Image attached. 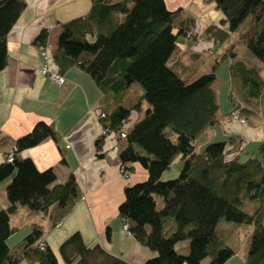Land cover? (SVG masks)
<instances>
[{"label":"trees","instance_id":"trees-1","mask_svg":"<svg viewBox=\"0 0 264 264\" xmlns=\"http://www.w3.org/2000/svg\"><path fill=\"white\" fill-rule=\"evenodd\" d=\"M202 1L213 3L222 17L200 32L192 16L183 8L169 10L164 0H92L86 15L62 25L52 52L57 73L70 66L88 73L103 92L98 108L104 113L102 125L124 128L120 165L131 172L139 164L147 177L124 186L118 213L128 233L156 253L132 263L99 244H85L76 231L58 246L65 264H203L207 256V264H224L235 251L224 243L223 234L242 224L251 226L245 264H264V139L255 151L242 149L238 138L226 148L209 142L192 152L203 131L218 122L212 83L223 63L232 110L257 117L259 109L264 120V0ZM25 5V0H0V72L7 63L8 32ZM46 37L47 30L41 29L33 42L43 44ZM198 38L223 50L208 72L186 81L178 67V41ZM240 44L261 66L237 52ZM137 84L142 91L135 100ZM179 158L178 174L161 179ZM10 176L8 205L0 209V264H57L48 245L40 249L34 244L42 235L36 223L9 247V216L24 205L54 227L79 199L74 177L56 182L52 168L40 171L29 158L1 163L0 182ZM156 197L161 198L160 208ZM110 236L107 225L106 240ZM182 240L188 241L187 253L175 247Z\"/></svg>","mask_w":264,"mask_h":264},{"label":"crops","instance_id":"crops-1","mask_svg":"<svg viewBox=\"0 0 264 264\" xmlns=\"http://www.w3.org/2000/svg\"><path fill=\"white\" fill-rule=\"evenodd\" d=\"M25 3L8 32L7 63L0 72V164L6 162V156L15 148V159L29 158L40 171L52 168L56 182L63 183L73 176L80 196L54 227L48 226L47 217L42 213L18 205L9 216L13 232L6 243L9 247L16 245L36 223L41 225L40 239L52 250L68 235L77 231L85 244H99L109 253L126 261L142 263L156 253L123 229L118 207L124 199V186L145 180L146 170L134 164V170L123 175L117 154L106 152L110 143L101 139L103 123L96 112L102 107L104 96L88 73L70 66L59 73L64 82L56 84L41 72L45 63L51 71L58 72L52 60V52L56 49L62 25L86 15L92 0H25ZM164 3L169 10L183 8L185 14L192 16L196 32L222 17L213 3L202 0H164ZM199 16H204L198 22L200 25L197 24ZM41 29L47 30L46 40L53 46L47 60L40 55L39 45L33 42ZM240 46L245 50L243 44L237 48ZM216 49L211 48L209 40L202 38L180 39L176 56L182 74L189 75V64H197L203 58L211 64L217 53L223 50L222 47ZM237 52L244 54L239 50ZM215 74L212 88L218 99L223 84L217 70ZM225 85V100H218V122L203 131L194 142L192 152L200 151L209 142H220L226 148L230 140L238 138L242 149L255 151L264 139L262 117L251 116L248 124L229 119L234 104L228 97V70ZM99 138L101 142L97 146ZM182 162L180 158L176 160L174 164L177 168H174V172L171 174L172 170H165L161 179L174 177ZM10 179L11 176L0 182V209L8 205L5 187ZM107 225L111 228L109 240L105 238ZM224 227L227 228L228 224ZM238 227L227 233L234 234ZM245 228V234L249 236L251 226L245 225ZM177 244L181 248L179 252H188L187 240ZM234 251V255L241 254L243 248ZM245 256L244 253V264ZM228 259L224 264L228 263ZM21 264L29 263L23 260Z\"/></svg>","mask_w":264,"mask_h":264},{"label":"rangeland","instance_id":"rangeland-1","mask_svg":"<svg viewBox=\"0 0 264 264\" xmlns=\"http://www.w3.org/2000/svg\"><path fill=\"white\" fill-rule=\"evenodd\" d=\"M202 17H204V16H199V18L197 19V24L198 25H200V23H198V22H200V20L202 19ZM237 50L241 51V53H244V55L247 56L248 58L250 57V60L252 62H254L255 64H258L259 66H261L260 63H259V61L256 58L251 57V55L247 52L246 49H245L246 50L245 51L244 48L240 46V48L239 49L237 48ZM210 65H211L210 62L208 60H206L205 58H203L197 64H195V62H192V63L189 64V68H188L189 70H191L190 74L189 75H188V73L187 74H184V75L182 74V77L186 81H190V80L196 78L197 76H199L200 74L208 72L209 69H210ZM194 67H196V68H194ZM226 70H227V63L221 64L218 67V69H217V74H219V78L221 79V80L220 79L219 80L223 84V89L219 90V98H220V101L225 100V98L223 96V90L226 87V85H225V82H226ZM141 91H142L141 90V86L139 84H137V86H134L133 87L134 99L135 100L138 98L139 94H141ZM219 98H218V100H219ZM240 105L243 106L244 104L242 103ZM143 107H145V103H143ZM257 112H258L259 117H261V115H262L261 114V110L258 109ZM239 114L241 116H243V117L246 118V120H247V123L246 124H248V122H249L248 119L251 116L244 114L240 109H239ZM175 167H176L175 164L171 165V167L169 169H167L166 172H168L169 170H172L171 171V174H172V172H174V168ZM178 171L176 172V175L178 174ZM167 179H170V178H167ZM156 201H157V207L160 208L161 205H162L161 198L160 197H156ZM221 224H228V223H221ZM222 226H224V225H222ZM228 226H229V224H228ZM245 229H246L245 228V225L242 224L241 227H238L237 230H236V232L234 234H232V235H229L227 232L226 233L224 232L223 235H226L224 237V239H225L224 240V243L227 246L231 247L233 250L234 249H237V248H240V249L243 248V251L241 252V254H236L234 256L232 255L231 258L228 259L229 261H228L227 264H244V253L246 254L247 247H248V235L245 234ZM29 233H30V231L27 234H24L22 236V238H24L25 236H27ZM176 248H177V250H179V249L181 250L179 244L176 245ZM52 251L55 253L56 257L58 258V263L57 264H64V261L62 260L60 254H59L58 247L57 248H54ZM209 259H210L209 256H207L206 258H204L203 264H207L209 262Z\"/></svg>","mask_w":264,"mask_h":264},{"label":"built area","instance_id":"built-area-1","mask_svg":"<svg viewBox=\"0 0 264 264\" xmlns=\"http://www.w3.org/2000/svg\"><path fill=\"white\" fill-rule=\"evenodd\" d=\"M38 47H39L40 55L42 56V58L47 60L51 55V51L53 48L52 43H50L49 41L46 40L43 44H40ZM41 72L43 74L48 75L49 78L56 84H62L64 82L63 76L57 72L51 71L49 69L47 63H45L41 67ZM96 112H97V115L99 118L104 117V113L101 112L100 110H96ZM229 119L233 120V121H237L240 124H246L247 123L246 118L241 116L239 114V112L236 110H231L229 112ZM101 137H103V140H106V142L110 143L108 148L106 149V152L117 154L119 149H120V140L125 138V130H124V128H120L118 130H115V129H111V128H107L105 126H102ZM14 152H15V148L12 149V151L6 156V162H12L13 159H15L14 158ZM120 172L123 175H127L129 173L123 165H120ZM122 227L125 231L128 232V224L125 220L122 221ZM36 245L40 249H43L45 246V242L42 239H39L36 241Z\"/></svg>","mask_w":264,"mask_h":264}]
</instances>
